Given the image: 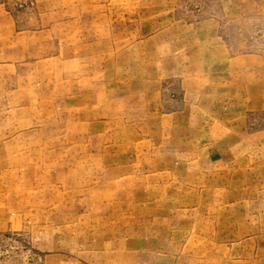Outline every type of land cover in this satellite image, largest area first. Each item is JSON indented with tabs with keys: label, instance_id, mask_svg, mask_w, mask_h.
I'll use <instances>...</instances> for the list:
<instances>
[{
	"label": "rangeland",
	"instance_id": "1",
	"mask_svg": "<svg viewBox=\"0 0 264 264\" xmlns=\"http://www.w3.org/2000/svg\"><path fill=\"white\" fill-rule=\"evenodd\" d=\"M0 264H264V0H0Z\"/></svg>",
	"mask_w": 264,
	"mask_h": 264
}]
</instances>
